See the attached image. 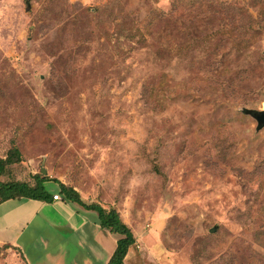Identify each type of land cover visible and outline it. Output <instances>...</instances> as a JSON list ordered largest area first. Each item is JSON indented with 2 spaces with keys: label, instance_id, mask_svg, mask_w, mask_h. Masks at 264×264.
Instances as JSON below:
<instances>
[{
  "label": "rangeland",
  "instance_id": "rangeland-1",
  "mask_svg": "<svg viewBox=\"0 0 264 264\" xmlns=\"http://www.w3.org/2000/svg\"><path fill=\"white\" fill-rule=\"evenodd\" d=\"M263 114L264 0H0V180L115 209L124 264H264ZM92 222L30 263L104 264Z\"/></svg>",
  "mask_w": 264,
  "mask_h": 264
},
{
  "label": "crops",
  "instance_id": "crops-1",
  "mask_svg": "<svg viewBox=\"0 0 264 264\" xmlns=\"http://www.w3.org/2000/svg\"><path fill=\"white\" fill-rule=\"evenodd\" d=\"M58 193L63 200L42 201L16 198L0 202V244H10L12 247L18 248L26 264H31L28 245L25 244L24 237L32 233V223L37 222L41 229H50L55 232L58 231V233L63 231L64 238H67L71 233L86 227L87 223H91V219H93L92 225L97 228L96 233L101 243L98 248H103L104 253L106 252L107 256L104 257L103 261L104 264H107L116 250L118 237L108 229L101 227L99 222L93 218L94 213L92 211L94 210H89L75 201L66 200L60 190ZM72 204L73 206H70ZM44 224H48V227H45ZM104 237L110 242H105ZM35 243L37 246H43L49 250L50 241L43 235H40ZM131 249L126 259L129 257ZM51 255V253H47L46 257L49 259Z\"/></svg>",
  "mask_w": 264,
  "mask_h": 264
},
{
  "label": "trees",
  "instance_id": "trees-1",
  "mask_svg": "<svg viewBox=\"0 0 264 264\" xmlns=\"http://www.w3.org/2000/svg\"><path fill=\"white\" fill-rule=\"evenodd\" d=\"M21 161V154L18 150H11L6 158H0V178L5 172L7 165L19 163ZM58 180L48 176H36V183L34 185L28 182H4L0 180V202L16 198H28L42 201H49L53 199L54 194L46 185L47 182ZM60 193L69 201H75L89 210L98 212L99 224L102 228L108 229L117 237V247L107 264H124L129 250L133 247L136 239L133 237L131 231L123 224L119 213L115 209L106 210L98 205H90L82 200L79 192L73 187L60 184Z\"/></svg>",
  "mask_w": 264,
  "mask_h": 264
},
{
  "label": "water",
  "instance_id": "water-1",
  "mask_svg": "<svg viewBox=\"0 0 264 264\" xmlns=\"http://www.w3.org/2000/svg\"><path fill=\"white\" fill-rule=\"evenodd\" d=\"M258 119H259L261 125L264 126V114H263V115H260V116L258 117ZM43 172L46 173V170H43Z\"/></svg>",
  "mask_w": 264,
  "mask_h": 264
},
{
  "label": "built area",
  "instance_id": "built-area-1",
  "mask_svg": "<svg viewBox=\"0 0 264 264\" xmlns=\"http://www.w3.org/2000/svg\"><path fill=\"white\" fill-rule=\"evenodd\" d=\"M54 200H61L62 196L59 193L54 194L53 196Z\"/></svg>",
  "mask_w": 264,
  "mask_h": 264
}]
</instances>
